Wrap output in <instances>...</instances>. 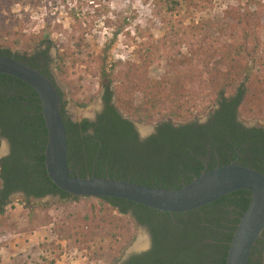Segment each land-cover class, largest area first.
<instances>
[{
	"label": "trees",
	"instance_id": "obj_1",
	"mask_svg": "<svg viewBox=\"0 0 264 264\" xmlns=\"http://www.w3.org/2000/svg\"><path fill=\"white\" fill-rule=\"evenodd\" d=\"M197 2L200 5L202 0ZM154 3L164 9L159 12L163 34L147 47L143 62L158 65L164 59L174 60L182 54L181 45L197 52L206 65L212 63L215 69L210 104L217 105L218 109L205 124L190 121L173 126L169 121L163 122L157 134L139 143L132 124L117 112L119 106L115 108L108 105L114 95L108 86L104 96L106 110L95 122L87 119L71 122L64 115L62 106L67 161L77 176H90L88 174L94 165L97 167L96 177H101L104 167H107L105 171L115 174L124 168L123 179L129 176L132 182L177 189L200 173L214 168V163L208 160L210 167L204 169L200 151L206 145L212 150L217 149L220 156L224 148L245 152L248 131L235 121L238 112L249 117H264V47L254 33V22L236 18L233 24L226 27L203 19L199 26L194 22L185 25L184 17H174L180 13V0H154ZM251 3L260 4L259 0H249ZM206 6L204 3L200 8ZM248 23L249 27H244ZM241 25L242 32H239ZM214 28L219 35L210 34ZM222 37L227 38V41H223ZM43 43L52 44V41L41 39L38 44ZM42 51L48 55V48ZM10 53L9 49L0 47L1 55L10 56ZM15 58L22 61L23 57L16 54ZM57 68L63 72L60 65ZM102 73L106 76L103 70ZM142 87V103L134 112L136 119L141 122L155 119L164 103H175L178 95L191 91L179 83L166 90L162 81L149 78L144 80ZM58 92L62 98L61 91ZM87 103L77 102L79 106H86ZM46 135L36 92L24 82L0 74V139L5 138L9 143V154L0 159V178L3 183L0 189V213L9 204L10 194L17 191L37 198L48 194L59 195L60 199L78 198L60 190L48 177L44 156ZM250 153L249 167L264 173V161L259 159L264 153V134L261 129H249ZM182 180L184 182L181 184ZM97 199L119 213L127 214L128 209L132 208L137 222H145L142 214L149 222L154 215H161L152 224L153 246L145 255L143 264H225L231 230L247 208L250 192L233 191L212 203L180 213L162 212L120 198ZM40 205L48 206L49 203ZM171 214L177 224L182 225V229L172 224L169 218ZM161 219L163 224L160 223ZM230 222L234 224L230 226ZM165 226L167 234L171 231L170 226L178 227L177 237L166 241L159 232L160 227ZM261 238H264V231L252 248L248 264H263L264 242ZM257 243L261 244V248H257Z\"/></svg>",
	"mask_w": 264,
	"mask_h": 264
},
{
	"label": "rangeland",
	"instance_id": "obj_2",
	"mask_svg": "<svg viewBox=\"0 0 264 264\" xmlns=\"http://www.w3.org/2000/svg\"><path fill=\"white\" fill-rule=\"evenodd\" d=\"M259 2L202 0L207 6L201 9L197 0H180V13L174 17L198 26L203 19L226 27L236 18L250 20L264 47V0ZM163 11L154 0H0V47L29 54L48 48L51 73L67 111L76 119L100 108L108 86L116 107L141 125L139 131L150 130L160 121L204 122L216 107L210 104L216 74L212 63L206 65L185 45L174 60L164 59L158 65L143 62L147 47L163 34L159 16ZM210 34L219 35L215 28ZM41 39L52 44L39 45ZM147 78L162 81L166 90L179 83L191 91L178 95L175 103H164L155 119L141 122L134 112L142 103ZM238 113L246 125L264 126V117ZM8 153V141L1 138L0 159ZM8 202L0 213V264H118L146 238L128 214L97 198L12 196ZM262 260L264 264V254Z\"/></svg>",
	"mask_w": 264,
	"mask_h": 264
},
{
	"label": "water",
	"instance_id": "obj_3",
	"mask_svg": "<svg viewBox=\"0 0 264 264\" xmlns=\"http://www.w3.org/2000/svg\"><path fill=\"white\" fill-rule=\"evenodd\" d=\"M0 74L12 76L36 92L47 132L44 149L47 175L56 187L71 196L120 198L158 211L180 213L212 203L233 191H249V204L233 230L225 259V264H248L252 248L264 231V173L231 162L204 171L177 189L160 188L110 177L77 176L67 161V136L61 113L62 98L57 84L40 70L12 56L1 54ZM90 118L93 119L94 116L91 115ZM73 119L77 120L74 117ZM135 124L138 128L141 126ZM151 129L141 130V137H145ZM12 196L25 195L22 192H13L9 197ZM30 198L46 200L52 196ZM139 249L137 246L131 251Z\"/></svg>",
	"mask_w": 264,
	"mask_h": 264
},
{
	"label": "flooded vegetation",
	"instance_id": "obj_4",
	"mask_svg": "<svg viewBox=\"0 0 264 264\" xmlns=\"http://www.w3.org/2000/svg\"><path fill=\"white\" fill-rule=\"evenodd\" d=\"M42 50L30 53V54L29 53H20V52H11L10 56H12L14 58L16 57V54H18V57L22 56L23 58H21V59H22L23 62H25L26 64L32 66L33 68H36V69L40 70L43 74H45V72H46L45 75L48 74L47 76L50 77L53 80V82L56 83V81L54 80V77H53V75L51 73V71H52L51 70V57H50L49 53H47L48 55H44V52ZM57 88H58V90L61 91V89H60V87L58 85H57ZM105 90L106 89H104L103 92H102L101 101H100V103H101L100 104V108L96 109L93 112V114H91L92 116H94V118L91 119L90 118L91 115H90V116H85L82 119H77V120H74L73 119V114L71 112L67 111L66 102L63 99V93L61 91V93H62V106H63L64 115L67 118H69L71 122H79V121H81L83 119H87L90 122H95L97 120V117L99 115L103 114L105 112V110H106V102L104 100V96H105V92H106ZM108 105H113L116 108V105L114 104V101H113V97L110 100ZM216 109H218L217 105H216L215 109L211 112V114L209 115V117L207 118L206 121L197 122V123L198 124L207 123L208 120L212 117V115H213V113H214V111ZM116 110L121 115V117L123 119H126L127 121H129L132 124V128L134 129V131L136 133V139H137V141L139 143H143L146 140L150 139L153 135L157 134L158 127L160 126L161 123L168 122V121H160V122L156 123L152 127L151 131L148 134H146L145 137H141L140 131H139L138 127L135 124L136 122L133 121L132 119H130L129 117L124 116L118 108H116ZM235 121L237 123H239L243 128H245L248 131L247 135H246L248 142H247L246 147H245V152H242L240 149H237V152H234L233 150H229L227 148H224L222 150V151H224V152H222L223 155L220 156V154L218 153L217 149L212 150L209 145H206V147L200 151V155L202 156L203 162H204V165H205L204 169H208L210 167V165L207 162L208 160L212 161L214 163V167H216L218 165H224V164H226L225 162H227V161H228L227 164H229L231 162H235V163H237L239 165H244V162H245L246 165H244V166H248L249 167V157L250 158L252 157V153L249 154V129H261L262 130V134H264V126L249 125V124L246 125L243 121H240L239 113L236 114ZM171 124L173 126H178V125H175L173 123H171ZM146 131H148V130H146ZM259 159L261 161H264V153H262V155H261V157ZM96 168L97 167L94 165L92 167L91 172L88 175H90V176L94 175ZM106 169H107V167H104V171L101 173V177H105V176L110 177V178L111 177H113V178H117L118 177V178H121L122 180H127V181L131 180V178L129 176H127V177H125V179H123L124 178L123 177V173H124L123 171L125 170L124 168L118 170L119 174H115L114 172L110 173L108 171H105ZM0 180H1V185H0V189H1L2 186H3V183H2V179L1 178H0ZM183 182H184V180H182L180 183L182 184ZM17 192H21V191H17ZM24 195H25V197H28V198L33 196V195L27 196L26 194H24ZM45 196H52V197H58L59 198V195L48 194V195H45ZM127 214L133 219L135 227L140 228V229H142L145 232L146 238H144V241H145L143 243L144 245H143L142 248L140 247L139 251H131L130 253L125 254V256L121 260H119L118 264H143L146 261L145 255L147 253H149L150 250H152V246H153L152 224L155 221V218H157V217H159L161 215H156V216L154 215V217H152V219L150 220L151 222H149V219L146 221V217L142 214V216L145 218V222L142 223V222H137L135 220V218H134L135 216L133 217L134 212H133L132 208L128 209ZM169 218H170V221H172V224L178 225L177 221L174 219L173 214H171L169 216ZM180 218H182V217H180ZM231 219H232V216H231ZM162 220L163 219L160 220L161 224H163ZM233 224H234L233 222L229 223L230 226L233 225ZM179 226L182 229V225L180 224V225H178V227ZM177 228H175L174 226H170V229H171V231L169 232L170 234L169 233L167 234V233H165V230H167L166 226L165 227H160L159 232H160L161 235H164V238H166V241L167 240L170 241V239H173L174 237H177V235H178V229ZM233 230H231V231H233ZM232 234H233V232H232ZM261 241L264 242V238H261ZM257 245H258L257 248H261V244L260 243H257ZM263 254H264V250L262 252V259H263ZM262 262H263V260H262Z\"/></svg>",
	"mask_w": 264,
	"mask_h": 264
},
{
	"label": "bare ground",
	"instance_id": "obj_5",
	"mask_svg": "<svg viewBox=\"0 0 264 264\" xmlns=\"http://www.w3.org/2000/svg\"><path fill=\"white\" fill-rule=\"evenodd\" d=\"M143 241H144L143 239H140L139 242H138V244H137V245H138L139 247H141V248H142L143 245H144V244H143ZM144 242H145V241H144ZM141 244H142V245H141Z\"/></svg>",
	"mask_w": 264,
	"mask_h": 264
}]
</instances>
